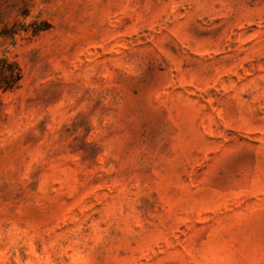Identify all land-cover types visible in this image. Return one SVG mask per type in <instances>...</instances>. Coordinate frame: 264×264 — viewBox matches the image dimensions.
I'll return each instance as SVG.
<instances>
[{
	"label": "rangeland",
	"instance_id": "374dc122",
	"mask_svg": "<svg viewBox=\"0 0 264 264\" xmlns=\"http://www.w3.org/2000/svg\"><path fill=\"white\" fill-rule=\"evenodd\" d=\"M0 264H264V0H0Z\"/></svg>",
	"mask_w": 264,
	"mask_h": 264
},
{
	"label": "trees",
	"instance_id": "16d2710c",
	"mask_svg": "<svg viewBox=\"0 0 264 264\" xmlns=\"http://www.w3.org/2000/svg\"><path fill=\"white\" fill-rule=\"evenodd\" d=\"M22 78V69L16 61L0 58V94L17 89Z\"/></svg>",
	"mask_w": 264,
	"mask_h": 264
}]
</instances>
